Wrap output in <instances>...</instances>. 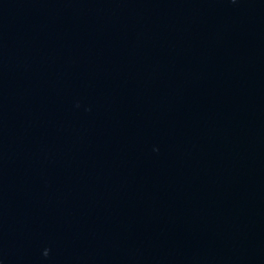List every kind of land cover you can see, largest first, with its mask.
I'll return each mask as SVG.
<instances>
[{
	"label": "water",
	"instance_id": "obj_1",
	"mask_svg": "<svg viewBox=\"0 0 264 264\" xmlns=\"http://www.w3.org/2000/svg\"><path fill=\"white\" fill-rule=\"evenodd\" d=\"M0 264H264V0H0Z\"/></svg>",
	"mask_w": 264,
	"mask_h": 264
}]
</instances>
